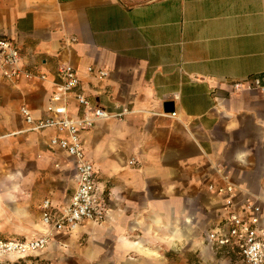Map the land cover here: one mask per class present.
Returning a JSON list of instances; mask_svg holds the SVG:
<instances>
[{
  "label": "crops",
  "instance_id": "crops-1",
  "mask_svg": "<svg viewBox=\"0 0 264 264\" xmlns=\"http://www.w3.org/2000/svg\"><path fill=\"white\" fill-rule=\"evenodd\" d=\"M0 35L20 47L24 68L48 77L0 75L2 210L37 212L35 235L39 203L60 211L74 192L73 158L49 145L56 128L29 130L20 110L46 116L51 80L68 63L78 91L121 114L81 133L107 209L105 221L59 233L82 264H245L208 238L226 216L208 185L221 167L264 197V92L232 86L264 76V0H0Z\"/></svg>",
  "mask_w": 264,
  "mask_h": 264
},
{
  "label": "built area",
  "instance_id": "built-area-1",
  "mask_svg": "<svg viewBox=\"0 0 264 264\" xmlns=\"http://www.w3.org/2000/svg\"><path fill=\"white\" fill-rule=\"evenodd\" d=\"M21 60L20 47L11 38L0 35V75L4 79L11 83H17L22 77L48 79L45 73L24 68ZM87 71L94 72L99 79L108 75L105 68L88 66ZM57 75L59 79L51 80L52 91L46 116L35 119L26 105H22L20 110L28 124L27 129L56 128L58 134L50 137L49 145L73 158L76 186L69 202L60 211L52 210L50 199L42 200L39 205L40 232L28 238H0V262L7 255L26 256L42 251L56 234L72 232L85 221L101 223L106 219L105 198L99 193L96 171L86 156L81 133L101 119L120 117L121 114L109 113L78 91L81 80L72 65L61 64ZM232 86L235 90L256 88L264 92V76L233 81ZM71 101L79 106V114L70 115ZM174 114L171 112V115ZM216 173L220 180L210 183L208 189L211 193L223 195L226 216L221 224L208 231L209 240L236 251L245 264H264V197L244 193L221 167H216ZM238 193L244 196L239 197Z\"/></svg>",
  "mask_w": 264,
  "mask_h": 264
},
{
  "label": "rangeland",
  "instance_id": "rangeland-1",
  "mask_svg": "<svg viewBox=\"0 0 264 264\" xmlns=\"http://www.w3.org/2000/svg\"><path fill=\"white\" fill-rule=\"evenodd\" d=\"M2 207V201L0 200V238L6 236L19 238L36 233L32 234L31 230L32 223L37 222V212L18 213L9 211L7 208L2 210ZM79 228L70 233H75ZM33 231L35 230L33 229ZM55 236L56 241L48 248L26 256L7 255L1 260L0 264H82L81 250L70 249L65 244L66 236H62V234H56ZM81 241H78V243Z\"/></svg>",
  "mask_w": 264,
  "mask_h": 264
},
{
  "label": "water",
  "instance_id": "water-1",
  "mask_svg": "<svg viewBox=\"0 0 264 264\" xmlns=\"http://www.w3.org/2000/svg\"><path fill=\"white\" fill-rule=\"evenodd\" d=\"M164 105V109L167 112H173L174 107H173V102L171 100L165 101Z\"/></svg>",
  "mask_w": 264,
  "mask_h": 264
}]
</instances>
